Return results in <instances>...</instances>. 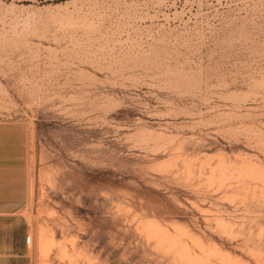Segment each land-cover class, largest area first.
<instances>
[{"label": "rangeland", "instance_id": "374dc122", "mask_svg": "<svg viewBox=\"0 0 264 264\" xmlns=\"http://www.w3.org/2000/svg\"><path fill=\"white\" fill-rule=\"evenodd\" d=\"M20 154L33 264H264V0H0Z\"/></svg>", "mask_w": 264, "mask_h": 264}, {"label": "crops", "instance_id": "0c3cea01", "mask_svg": "<svg viewBox=\"0 0 264 264\" xmlns=\"http://www.w3.org/2000/svg\"><path fill=\"white\" fill-rule=\"evenodd\" d=\"M28 155H0V264H33L28 202Z\"/></svg>", "mask_w": 264, "mask_h": 264}, {"label": "bare ground", "instance_id": "6f19581e", "mask_svg": "<svg viewBox=\"0 0 264 264\" xmlns=\"http://www.w3.org/2000/svg\"><path fill=\"white\" fill-rule=\"evenodd\" d=\"M48 247H46L45 249L47 250ZM46 252V251H45Z\"/></svg>", "mask_w": 264, "mask_h": 264}, {"label": "built area", "instance_id": "2783aa9c", "mask_svg": "<svg viewBox=\"0 0 264 264\" xmlns=\"http://www.w3.org/2000/svg\"><path fill=\"white\" fill-rule=\"evenodd\" d=\"M28 241H29V237H28Z\"/></svg>", "mask_w": 264, "mask_h": 264}]
</instances>
